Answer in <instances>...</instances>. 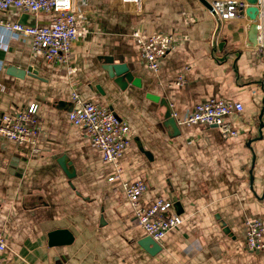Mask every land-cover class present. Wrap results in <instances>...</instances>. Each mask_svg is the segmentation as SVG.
I'll return each mask as SVG.
<instances>
[{"label":"crops","instance_id":"0c3cea01","mask_svg":"<svg viewBox=\"0 0 264 264\" xmlns=\"http://www.w3.org/2000/svg\"><path fill=\"white\" fill-rule=\"evenodd\" d=\"M158 1L146 0L150 30L189 35L159 73L143 64L138 47L109 29V14L118 28L131 19V35L136 27L121 0H89L95 34L74 47L75 75L34 57L27 38L0 28V123L4 114L36 104L42 126L37 156L0 137V230L7 237L0 264H264V251L246 250V222H264V32L263 42L253 46L247 15L224 21L198 0H167L180 4L175 8ZM182 13H193L196 23L184 27ZM3 19L49 23L44 15L15 10ZM109 56L127 64L142 88L114 84ZM181 75L186 83L179 87ZM75 90L132 126L120 161L123 180L145 181L151 190L145 205L170 200L184 219L156 256L139 245L148 236L121 183L108 181L113 168L69 121ZM148 95L169 102L179 118L210 99L241 103L246 131L224 139L214 128H176L166 118L167 106ZM56 230H69L73 244L50 247Z\"/></svg>","mask_w":264,"mask_h":264},{"label":"built area","instance_id":"2783aa9c","mask_svg":"<svg viewBox=\"0 0 264 264\" xmlns=\"http://www.w3.org/2000/svg\"><path fill=\"white\" fill-rule=\"evenodd\" d=\"M125 10H132L136 16L133 39L140 51L143 64L154 73H159L165 58L176 49L189 35L180 31L150 30L146 10V0H121ZM211 14L224 21L246 15L249 4L246 0H213ZM258 41L263 42L264 0H257ZM89 0H0V28L8 35H18L30 41L34 57L42 55L49 64H59L67 68L69 75L77 72L74 66V47L85 42L95 34L93 25L96 15L89 9ZM18 11L22 15L49 18L45 25L29 22H8L3 14ZM181 22L187 29L196 23L193 13H182ZM186 83L179 76L176 85ZM0 90L5 88L0 84ZM71 110L68 113L71 124L78 128L87 140L99 151L105 165L113 168L109 182H120L125 198L132 208L137 224L145 234L155 242H163L169 233L184 223L182 215L172 201L157 198L151 204L144 201L150 193L149 185L138 180L124 181L120 161L132 141V126L116 116L108 106L86 100L77 90L71 95ZM172 107V106H171ZM244 106L224 99L204 101L183 118L173 112L178 125L203 126L219 131L224 139H235L246 131L242 114ZM39 106L32 104L12 113L4 114L0 123V137L28 148L32 155H39L38 146L42 126L39 121ZM7 250V237L0 230V253ZM246 250L264 251V222L249 220L246 222Z\"/></svg>","mask_w":264,"mask_h":264},{"label":"water","instance_id":"95a60500","mask_svg":"<svg viewBox=\"0 0 264 264\" xmlns=\"http://www.w3.org/2000/svg\"><path fill=\"white\" fill-rule=\"evenodd\" d=\"M201 5H203L208 10L212 11V6L209 0H198ZM249 4V7L246 9V15L252 22L250 31H249V41L253 46L258 45V29L255 21L257 20L258 8L256 7L257 0H246ZM25 23V22H21ZM34 25V24H33ZM108 63V67L106 68L109 72L110 79L113 80L114 84H116L121 90H126L129 85L133 87L142 88L141 79L135 77L133 71L130 67L125 63H115L114 56H109L105 58ZM31 71V70H30ZM149 99L155 102H162L163 105H166L168 108V112L166 118L168 122H170L174 127H178L177 120L173 117V110L169 102L162 100L160 97L155 95H148ZM264 115V109L261 113V120ZM263 126V124L261 125ZM222 227L227 231L226 225H222ZM74 242V236L69 230H56L49 234V246L50 247H61V246H69ZM139 245L150 255L156 256L162 251V247L160 243L155 242L152 238L147 237L142 239L139 242Z\"/></svg>","mask_w":264,"mask_h":264},{"label":"rangeland","instance_id":"374dc122","mask_svg":"<svg viewBox=\"0 0 264 264\" xmlns=\"http://www.w3.org/2000/svg\"><path fill=\"white\" fill-rule=\"evenodd\" d=\"M158 6H167V7H179L180 4L178 3H172L171 1H167V0H160L158 1ZM201 14V12H200ZM129 18V17H128ZM108 19L109 21V29L112 31H118L120 33V35L122 37H125V40L131 44H133L135 46V48H137V44L135 42V40L133 39V36L131 35V27H132V22L131 19L128 23H126L124 26H120V28H118L119 22L118 20L114 17L110 16V14L108 15Z\"/></svg>","mask_w":264,"mask_h":264}]
</instances>
